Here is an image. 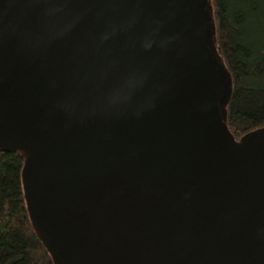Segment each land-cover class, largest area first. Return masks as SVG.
Wrapping results in <instances>:
<instances>
[{"label":"water","instance_id":"1","mask_svg":"<svg viewBox=\"0 0 264 264\" xmlns=\"http://www.w3.org/2000/svg\"><path fill=\"white\" fill-rule=\"evenodd\" d=\"M214 35L210 0H0V151L55 264H264Z\"/></svg>","mask_w":264,"mask_h":264},{"label":"trees","instance_id":"2","mask_svg":"<svg viewBox=\"0 0 264 264\" xmlns=\"http://www.w3.org/2000/svg\"><path fill=\"white\" fill-rule=\"evenodd\" d=\"M210 1L214 49L232 79L226 125L238 141L264 127V0ZM24 161L20 151H0V264H55L30 216Z\"/></svg>","mask_w":264,"mask_h":264}]
</instances>
